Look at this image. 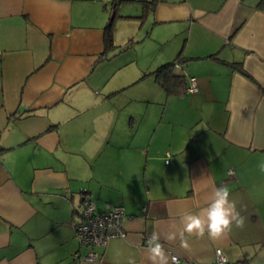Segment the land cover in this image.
I'll return each instance as SVG.
<instances>
[{
    "label": "crops",
    "instance_id": "1",
    "mask_svg": "<svg viewBox=\"0 0 264 264\" xmlns=\"http://www.w3.org/2000/svg\"><path fill=\"white\" fill-rule=\"evenodd\" d=\"M114 1L0 0V264H151L153 232L178 264H217V249L223 264H264V6L156 0L144 16L143 0ZM113 14L130 61L100 57ZM179 52L175 72L198 89L167 94L151 72ZM221 185L243 228L164 239ZM84 197L125 211V235L95 260L74 257L88 250Z\"/></svg>",
    "mask_w": 264,
    "mask_h": 264
},
{
    "label": "clouds",
    "instance_id": "2",
    "mask_svg": "<svg viewBox=\"0 0 264 264\" xmlns=\"http://www.w3.org/2000/svg\"><path fill=\"white\" fill-rule=\"evenodd\" d=\"M261 172H264V163L259 165ZM182 228L177 234L169 233L164 237L165 240L171 242L177 239V235L181 240V247L187 248L188 242L185 239V233L195 235L197 238H203L207 233L212 240H219L227 233L231 232L233 225L237 228H243L244 218L237 210V204L234 199H230V191L227 186H219L214 188L210 202L203 210L202 214L184 213L181 217ZM148 260L151 264H178L176 257L169 256L161 243V235L153 232L147 240ZM217 255L222 256V251L217 250ZM127 264H135V259L129 257Z\"/></svg>",
    "mask_w": 264,
    "mask_h": 264
},
{
    "label": "built area",
    "instance_id": "3",
    "mask_svg": "<svg viewBox=\"0 0 264 264\" xmlns=\"http://www.w3.org/2000/svg\"><path fill=\"white\" fill-rule=\"evenodd\" d=\"M197 89L195 77L190 76L186 91L191 93L197 91ZM124 214V208L120 205H114L109 209L97 211L94 202L90 199H85L79 212V220L75 222L74 228L75 237L79 245L87 247L88 250L86 253L80 254V256L76 253L74 257L95 260L98 254L94 247L105 245L112 237L124 236L125 232L122 228ZM174 257L177 258V256ZM224 262V257L217 255V264H223Z\"/></svg>",
    "mask_w": 264,
    "mask_h": 264
},
{
    "label": "trees",
    "instance_id": "4",
    "mask_svg": "<svg viewBox=\"0 0 264 264\" xmlns=\"http://www.w3.org/2000/svg\"><path fill=\"white\" fill-rule=\"evenodd\" d=\"M142 2H143L142 14H144L145 16L149 10L153 9V4H155L156 0H143ZM113 3L116 6L117 0L114 1ZM259 5L264 6V0H260ZM114 19H115V14H113L109 18V21L104 28V33H103L104 50L101 53L100 57H103L107 51L115 47L113 45ZM184 60H185L184 57L181 56V53L179 52V54L176 55L171 61H167L160 64L151 72L153 74L156 83L162 89H164V91L167 94H183L187 92L186 89L188 83L185 75L182 73H177L174 70L175 65H177L180 62H183ZM231 64L234 68L238 69L243 74L246 75L248 74L242 68L241 63L234 62ZM3 150L4 148L0 147V153ZM85 199H87V197H84L83 201H85Z\"/></svg>",
    "mask_w": 264,
    "mask_h": 264
},
{
    "label": "rangeland",
    "instance_id": "5",
    "mask_svg": "<svg viewBox=\"0 0 264 264\" xmlns=\"http://www.w3.org/2000/svg\"><path fill=\"white\" fill-rule=\"evenodd\" d=\"M131 41H135V39L131 40ZM130 41L129 40H126L124 43H122V45H120L117 49V46L115 47L118 51V53H121L122 57L127 59V60H131V59H134L135 57V51L134 49H130V48H127L130 46V44H128ZM120 50V51H119ZM138 57L139 59H146L147 57L145 56V51H143V48H139L138 50ZM135 63V62H134ZM141 63V62H140ZM142 64V63H141Z\"/></svg>",
    "mask_w": 264,
    "mask_h": 264
}]
</instances>
